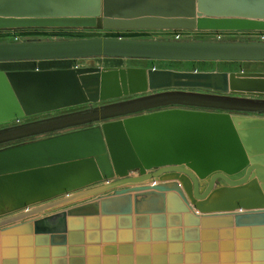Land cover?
<instances>
[{"label": "water", "instance_id": "obj_1", "mask_svg": "<svg viewBox=\"0 0 264 264\" xmlns=\"http://www.w3.org/2000/svg\"><path fill=\"white\" fill-rule=\"evenodd\" d=\"M30 28L264 32V0H0V30ZM90 57L264 61V40L0 42V62ZM197 88L264 94V73L0 70V125L159 91L6 128L0 142L173 102L264 111ZM1 203L26 209L0 219V264H264V117L171 108L8 147Z\"/></svg>", "mask_w": 264, "mask_h": 264}, {"label": "rangeland", "instance_id": "obj_2", "mask_svg": "<svg viewBox=\"0 0 264 264\" xmlns=\"http://www.w3.org/2000/svg\"><path fill=\"white\" fill-rule=\"evenodd\" d=\"M180 32V34H178ZM115 37L126 39H159V40H221V41H254L262 40L261 37L252 31L241 32H223L220 38L218 34L213 32L201 31H163V30H95V29H58V28H30L18 30H0V42H20V41H38V40H64V39H81L93 37ZM179 36V37H178ZM75 66H98V67H144V68H159L172 69L178 71H216L228 72L234 74L240 73H264V61H178V60H153V59H133V58H108V57H90V58H73V59H55V60H29V61H7L0 62V70H23V69H48V68H68ZM201 93H211L217 95H225L232 98L264 100V94H255L248 92H229L221 93L210 89L197 88L188 89ZM159 91L147 92L144 94H137L120 99L101 101L97 103L87 104L83 106L73 107L61 111H56L48 114H42L34 117L24 118L18 121H12L8 124L0 125V131L6 128H13L25 124L35 122H43L51 118H58L64 115L82 113H90V111H98L106 106L129 101L134 98L147 96L157 93ZM171 108H186L192 110H202L211 112H224L238 115H250L264 117V111L260 110H246V109H230L224 107L203 106L195 104H181L168 103L161 104L151 108L126 112L121 114H114L111 116L100 117L92 119L80 124H70L64 127L44 131L41 133L31 134L15 139H9L0 142V150L8 147L16 146L27 142L48 138L51 136L64 134L76 130L91 128L94 126H102L105 122L123 119L129 116L167 110ZM138 174V173H133ZM98 184H94L99 185ZM93 186V185H92ZM88 188V187H87ZM72 192V191H71ZM77 192V191H75ZM64 194L57 195L53 198L32 201L28 204V208H33L41 204L62 198ZM26 207L13 209L10 204H0V219L6 218L13 214L22 212Z\"/></svg>", "mask_w": 264, "mask_h": 264}, {"label": "built area", "instance_id": "obj_3", "mask_svg": "<svg viewBox=\"0 0 264 264\" xmlns=\"http://www.w3.org/2000/svg\"><path fill=\"white\" fill-rule=\"evenodd\" d=\"M208 33H210V32H208ZM213 33L218 34V36H219L220 38L222 37V34H223V32H213ZM178 34H180V32H179ZM256 34H258V35L261 37V39L264 40V32H256ZM178 37H179V36H178Z\"/></svg>", "mask_w": 264, "mask_h": 264}, {"label": "crops", "instance_id": "obj_4", "mask_svg": "<svg viewBox=\"0 0 264 264\" xmlns=\"http://www.w3.org/2000/svg\"><path fill=\"white\" fill-rule=\"evenodd\" d=\"M134 175H136V176H137L138 174H134Z\"/></svg>", "mask_w": 264, "mask_h": 264}]
</instances>
